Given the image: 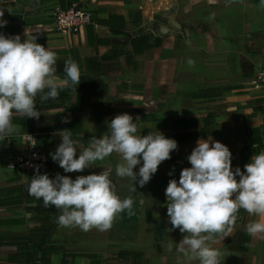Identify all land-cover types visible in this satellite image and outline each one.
<instances>
[{
    "label": "crops",
    "instance_id": "obj_1",
    "mask_svg": "<svg viewBox=\"0 0 264 264\" xmlns=\"http://www.w3.org/2000/svg\"><path fill=\"white\" fill-rule=\"evenodd\" d=\"M71 7L90 15L78 33L59 31L54 24L56 9ZM0 10L8 22L1 27L5 36L19 34L23 40L26 30L55 52L58 82L66 75L65 61L75 62L81 74L75 91L69 86L56 100L40 103L37 98L39 119L14 114L15 133L0 141V264H41L38 254L22 253L29 250L30 230L41 225L40 214L30 209L39 203L27 190L32 178L9 166L11 153L23 151L27 133L36 134L50 156L51 175L75 179L105 170L117 195L134 201L135 214L121 213L107 231L57 223L49 245L76 253L74 264H199L176 252L186 233L169 231L165 189L191 167L187 157L199 139L225 144L233 170H243L242 153L247 164L264 151V99L251 82L264 68V0H4ZM159 24L167 33L156 29ZM83 76L93 80L95 90L82 88ZM123 113L132 116L137 135L159 131L171 139L192 137L176 140L171 158L143 187L134 182L135 192L131 178L115 174L122 162L118 153L83 172L66 173L52 159L50 153L62 142L60 131L68 129L79 141L78 155ZM255 219L240 209L232 234L216 238L212 246L221 264H264V238L245 230ZM62 259L54 254L50 264Z\"/></svg>",
    "mask_w": 264,
    "mask_h": 264
},
{
    "label": "clouds",
    "instance_id": "obj_2",
    "mask_svg": "<svg viewBox=\"0 0 264 264\" xmlns=\"http://www.w3.org/2000/svg\"><path fill=\"white\" fill-rule=\"evenodd\" d=\"M3 16L0 10V27L8 23ZM24 36L22 40L19 34L0 33V141L15 133L14 114L39 119L38 97L40 103L56 100L61 90L71 86L75 91L81 81L79 66L68 60L63 65L66 75L58 82L55 52L37 43V38L26 30ZM107 129L106 135L92 136L78 155L79 141L72 139L68 129L60 131L62 142L50 155L66 173H72L83 172L118 153L122 162L116 166V176L131 178L143 187L178 147L176 140L159 131L137 135V125L128 113L116 115L107 123ZM187 159L191 167L183 168L179 182L171 179L165 189L167 217L172 226L169 231L186 233L176 243V252L185 260L221 264V254L212 244L217 237L224 239L232 234L240 209L257 218L247 224L246 233L264 238V151L254 154L244 170H233L232 153L225 144L199 139ZM137 165H141L138 173L134 171ZM110 177L104 170L75 179L59 173L50 178L47 173L40 174L37 167L27 190L29 195L42 199L45 207L60 210L59 226L103 232L112 228L121 213L135 214L133 199H121ZM130 191H136L135 183Z\"/></svg>",
    "mask_w": 264,
    "mask_h": 264
},
{
    "label": "built area",
    "instance_id": "obj_3",
    "mask_svg": "<svg viewBox=\"0 0 264 264\" xmlns=\"http://www.w3.org/2000/svg\"><path fill=\"white\" fill-rule=\"evenodd\" d=\"M57 30L63 32L78 33L81 28L90 21V15L82 8L71 7L67 9L57 8L53 15ZM252 84L257 94L264 99V68L252 79ZM35 144V146H33ZM21 153H11L9 166L26 174H35L37 167L44 173L51 169L50 156L40 147L36 134L27 133L22 136ZM7 149L11 145L5 146Z\"/></svg>",
    "mask_w": 264,
    "mask_h": 264
},
{
    "label": "trees",
    "instance_id": "obj_4",
    "mask_svg": "<svg viewBox=\"0 0 264 264\" xmlns=\"http://www.w3.org/2000/svg\"><path fill=\"white\" fill-rule=\"evenodd\" d=\"M4 0H0V9L1 4ZM0 33L5 34L0 27ZM11 32L7 33L10 34ZM82 88L85 91L91 92L95 90V87L92 85L93 80L85 76L82 77ZM77 109H81L78 107ZM175 126V125H174ZM31 132H35V130H30ZM257 132V129H254V133ZM192 137L190 134H175V140H184L187 138ZM255 141V140H254ZM261 147V146H260ZM243 150V149H242ZM242 163H243V170L245 165V158L243 157L242 153ZM49 175L50 178H55V176L51 175L50 171L44 172ZM41 173V174H44ZM34 174H30L31 178L33 179ZM33 212H37L40 216L37 217L38 222L41 223L39 227H35L30 230L29 234L26 236V240L29 245V250L26 252H22L25 254H38V259L41 264H50L51 263V256L54 254L61 253L63 255L62 263L61 264H74L76 257L78 256L74 252H68L59 246H52L49 245L52 232L57 225V218L60 215V210L56 209L54 206L45 207L43 205L42 199H39V203L36 204L34 207L30 208ZM55 215V216H54ZM90 264H98L96 262H92Z\"/></svg>",
    "mask_w": 264,
    "mask_h": 264
},
{
    "label": "water",
    "instance_id": "obj_5",
    "mask_svg": "<svg viewBox=\"0 0 264 264\" xmlns=\"http://www.w3.org/2000/svg\"><path fill=\"white\" fill-rule=\"evenodd\" d=\"M156 29H157L158 31H161V32L167 33V31L164 29V26H162V25H160V24L156 26Z\"/></svg>",
    "mask_w": 264,
    "mask_h": 264
}]
</instances>
